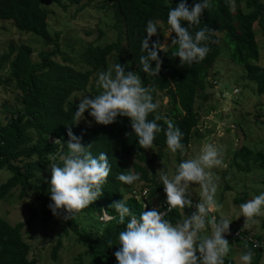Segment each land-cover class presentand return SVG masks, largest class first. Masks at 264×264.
Returning <instances> with one entry per match:
<instances>
[{"label":"trees","instance_id":"16d2710c","mask_svg":"<svg viewBox=\"0 0 264 264\" xmlns=\"http://www.w3.org/2000/svg\"><path fill=\"white\" fill-rule=\"evenodd\" d=\"M49 1L0 0V21L13 22L20 32L52 47L40 53L39 62L33 61V50L27 45H11L0 54V71L9 70L6 78H0V87H14L16 93L11 103L4 102L0 108V170L8 173L0 184V201H27L23 206L28 212L27 221L14 224L0 214V264H38L31 258L32 244L25 239L24 229L36 221L49 225L58 216L68 227L63 233L68 235L70 228L86 244L90 264H137L135 250L152 234L162 204L155 202L165 184L158 181L156 164L165 159L166 150H185L193 136L200 138L202 109L207 92L219 83L214 75L220 60L226 56L242 68L237 83L264 96V67L259 64L254 28L257 24L264 30V2L238 0L232 9L231 0H65L70 6L84 4L81 10L97 2L101 10L113 9L116 16L117 40L106 46L91 45L85 60L91 70L83 72L67 59L63 63L56 59L61 37L49 29ZM158 23L173 32L170 48L158 42L153 30ZM95 75L102 88L92 84ZM79 94H88L84 103L77 100ZM92 116L97 120L90 121ZM240 122L244 126L245 121L237 120L238 128ZM243 150L234 152L229 169L244 171L242 166L256 158L262 173L264 151ZM181 157L180 152L179 162ZM176 173L185 174L182 165ZM261 178L264 185L260 174L233 201L245 208L249 191L253 188L259 195L264 187ZM144 192L146 198L139 199ZM179 211L169 212L164 224L180 225ZM105 215L111 219L104 221ZM91 219L98 224L96 236L80 232L77 224ZM217 222L227 231H241L223 223L220 212ZM203 231L194 232L184 254L181 236L164 228L166 240L154 264L181 260L211 264L200 237ZM254 239L260 243L255 250L247 241L228 240L247 246L255 256L253 264H258L264 236ZM62 248L58 239L51 250L53 261ZM76 264H83L81 258ZM216 264L235 262L220 257Z\"/></svg>","mask_w":264,"mask_h":264},{"label":"rangeland","instance_id":"374dc122","mask_svg":"<svg viewBox=\"0 0 264 264\" xmlns=\"http://www.w3.org/2000/svg\"><path fill=\"white\" fill-rule=\"evenodd\" d=\"M237 1L231 0L232 9H235ZM97 4L99 3L94 2L84 10H81L84 4L70 6L65 0H51L46 4V9L50 13L49 29L53 36L58 33L61 37V52L56 57L59 63L67 59L78 70L89 71L91 67L85 64L88 48L91 45L106 46L117 40L118 24L114 10H101ZM66 6L68 7L65 8ZM254 28L260 50L259 64L264 67V30H261L257 24ZM153 30L161 47L170 48L173 32L166 31L160 23L156 24ZM11 45L30 46L33 50L34 62L40 61L41 52L52 50V47H46L39 37L20 32L13 22L0 21V54L7 53ZM113 67L114 57L109 59L107 73L109 78L112 76ZM242 74V68L232 65L226 56L220 60L217 73L214 75L219 83L216 88L207 92V99L202 109L198 127L200 138L193 136L191 146L185 150L175 147L166 150L168 154L165 159L156 164L158 181L165 184L156 194L155 202L161 204L167 201H180L187 210L193 208L198 210L196 203L203 202V211L207 210V218H209L208 221L201 219L206 217V214H202L203 211L197 215H190L189 212L180 210L182 216L180 225L170 226L167 223L164 225L165 231L181 236L186 254L192 237L194 238V232L199 228L204 229L200 237L203 239L211 264H216L220 257L232 259L235 264H253L255 257L248 251L247 246H240L236 242L229 241V238L224 240L220 237L217 230L219 212L223 223L225 222L229 228L238 227L240 232H245L246 240H255L254 236H264V187L259 190V195H255L256 191L253 188L249 191L245 208L233 201L237 197H242L244 187L248 188L259 180L260 174L264 175L263 170L259 173V163L255 162L256 158L249 165L242 166L244 171H240L237 167L229 169V163L236 150L245 148L255 153L264 151V117H262L264 96L259 97L254 88L245 89L242 83H237ZM8 75V67L0 71L1 79ZM92 84L100 88L103 86L96 75L92 79ZM14 90V87H0V108L2 103L13 101L16 96ZM76 98L84 103L88 94H79ZM260 104L263 105L262 108L259 107ZM199 105L200 103L197 106ZM211 107L215 109L208 111ZM260 115L262 116L258 118ZM240 119L245 122H243L244 126L240 122L241 126L238 128L236 121ZM89 120L96 121L97 117L92 116ZM246 150L243 151L247 153ZM180 152L181 162L178 161ZM237 163L240 165L239 161ZM180 165L185 172L183 176L176 173ZM225 173L228 175L226 180ZM7 178L8 173L0 170V184ZM262 180L261 178L259 184L264 186ZM139 186L138 184L135 187L139 188ZM26 202L18 198H13L12 201H0L1 216L13 224L27 221L28 212L23 206ZM77 224L80 232L96 236L94 232L98 224L92 219L79 220ZM67 229L62 216L55 218L49 225L36 221L33 226H26L24 234L25 239L32 244L31 258L35 257L38 264H76L79 258L83 264H90L86 244L82 243L78 234L70 228L69 234L65 235L63 231ZM58 239L62 240L63 248L57 261H53L51 250ZM262 252L258 264H264V250ZM175 264H186V262L181 260Z\"/></svg>","mask_w":264,"mask_h":264},{"label":"built area","instance_id":"2783aa9c","mask_svg":"<svg viewBox=\"0 0 264 264\" xmlns=\"http://www.w3.org/2000/svg\"><path fill=\"white\" fill-rule=\"evenodd\" d=\"M75 172V171H74ZM147 195V192L142 193V195L139 197V199H145ZM198 210H195L193 208L192 209H186L184 204L181 203L180 201H167L162 203L159 208V213L156 216V223L157 225L152 229V234L146 239V241L135 250V262L137 264H154V257L157 254V251L159 249V247L163 244V242L166 240L165 235L162 233L163 229V221L165 216L173 211L174 209H179V210H185V211H193L194 215H197L200 213V211H203L204 209V205L202 204H198L196 203L195 205ZM206 212V213H205ZM203 211L202 214H206V217L201 218L202 220L207 219V210ZM111 218L107 215L104 216L103 220L104 221H108ZM135 226L137 227V229H139L138 224L134 221ZM219 224V223H217ZM220 234V236H223L224 238H234V239H241L243 241H247L248 243L252 244V248H258L260 246V243L258 241L255 240H246V236H243L240 232L238 231H227L223 228V226H221L220 224L218 225V229H217ZM229 234V236H227ZM226 236V237H225ZM136 242H138V239L136 240ZM264 250V245H263V249L261 251Z\"/></svg>","mask_w":264,"mask_h":264},{"label":"clouds","instance_id":"9594fccd","mask_svg":"<svg viewBox=\"0 0 264 264\" xmlns=\"http://www.w3.org/2000/svg\"><path fill=\"white\" fill-rule=\"evenodd\" d=\"M108 221H109V220H108ZM164 225H165V224H164V221H163V229H164ZM158 250H159V249H158ZM157 253H158V251H157Z\"/></svg>","mask_w":264,"mask_h":264},{"label":"crops","instance_id":"0c3cea01","mask_svg":"<svg viewBox=\"0 0 264 264\" xmlns=\"http://www.w3.org/2000/svg\"><path fill=\"white\" fill-rule=\"evenodd\" d=\"M220 241V240H219ZM222 243V241H220Z\"/></svg>","mask_w":264,"mask_h":264}]
</instances>
